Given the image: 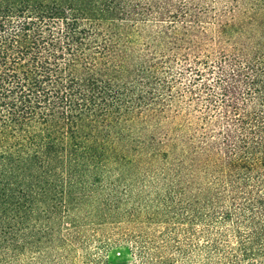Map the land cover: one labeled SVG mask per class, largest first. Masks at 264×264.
<instances>
[{
	"label": "trees",
	"instance_id": "trees-1",
	"mask_svg": "<svg viewBox=\"0 0 264 264\" xmlns=\"http://www.w3.org/2000/svg\"><path fill=\"white\" fill-rule=\"evenodd\" d=\"M0 264H264V0H0Z\"/></svg>",
	"mask_w": 264,
	"mask_h": 264
}]
</instances>
